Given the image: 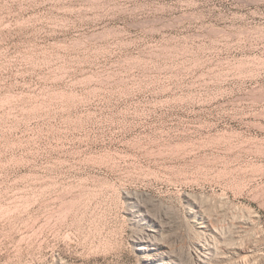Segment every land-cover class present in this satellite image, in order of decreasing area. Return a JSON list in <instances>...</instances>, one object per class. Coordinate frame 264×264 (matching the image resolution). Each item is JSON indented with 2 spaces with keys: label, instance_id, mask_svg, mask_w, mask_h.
I'll use <instances>...</instances> for the list:
<instances>
[{
  "label": "rangeland",
  "instance_id": "obj_1",
  "mask_svg": "<svg viewBox=\"0 0 264 264\" xmlns=\"http://www.w3.org/2000/svg\"><path fill=\"white\" fill-rule=\"evenodd\" d=\"M206 221L264 264V0H0V264H192Z\"/></svg>",
  "mask_w": 264,
  "mask_h": 264
},
{
  "label": "bare ground",
  "instance_id": "obj_2",
  "mask_svg": "<svg viewBox=\"0 0 264 264\" xmlns=\"http://www.w3.org/2000/svg\"><path fill=\"white\" fill-rule=\"evenodd\" d=\"M204 224L205 225L203 227H200L204 229L202 230V232H200V234H202L203 239H200L196 243L195 247L191 246L193 249L189 248L190 250H188L187 252L188 256L193 261L192 264H212L213 262L216 263L217 261L222 262L225 260H229V262L233 260L234 261L233 264L235 263V260L239 261L238 262L239 264H251V262L249 261V259H247V257L241 256L243 250L239 251L235 247L224 246L225 243H223L224 241L223 240L224 235L222 236L223 233L220 234L218 232L219 230H216L215 227H213V225L209 221L204 222ZM141 245L144 247L143 248L144 250H148L150 249L149 246H152V243L150 242L149 239H144V240L141 239ZM235 246H238V244ZM220 252H221L220 254L221 256H218ZM148 260L151 261V264H183L180 261V259H178L174 255L173 251H169L167 249H162V251L159 254L153 255V257L149 258Z\"/></svg>",
  "mask_w": 264,
  "mask_h": 264
}]
</instances>
